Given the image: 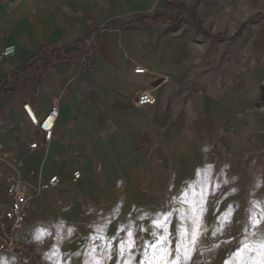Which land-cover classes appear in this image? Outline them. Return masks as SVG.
I'll use <instances>...</instances> for the list:
<instances>
[{
    "label": "crops",
    "instance_id": "crops-1",
    "mask_svg": "<svg viewBox=\"0 0 264 264\" xmlns=\"http://www.w3.org/2000/svg\"><path fill=\"white\" fill-rule=\"evenodd\" d=\"M109 23L120 33L97 35L83 69L66 63L15 79L42 48L86 40ZM8 46L15 52L0 61V169L20 158L31 184L60 178L29 208L26 227L39 249L55 241L81 257L115 243L118 256L128 225L157 231L151 222L162 210H171V234L181 235L185 253L201 225L209 234L198 258L231 256L243 240L259 248L256 227L246 238L242 227L264 221V0H0V50ZM134 62L168 79L154 106L133 103L148 80L133 73ZM27 102L39 116L59 109L48 150H29L42 134ZM128 247L131 264L154 249L138 241L130 256Z\"/></svg>",
    "mask_w": 264,
    "mask_h": 264
},
{
    "label": "built area",
    "instance_id": "built-area-1",
    "mask_svg": "<svg viewBox=\"0 0 264 264\" xmlns=\"http://www.w3.org/2000/svg\"><path fill=\"white\" fill-rule=\"evenodd\" d=\"M111 31L120 33L121 30L102 25L90 35L84 46L80 66L85 64L96 36ZM14 52L15 46L0 50V61L11 57ZM133 73L148 77L147 88L136 92L133 98L134 105L154 106L157 102L156 92L168 79L164 75L153 72L148 65L139 62L133 63ZM23 109L31 125L42 134V140L31 143L29 150L32 152L39 147L48 150L59 118V109L53 107L43 116L37 115L29 102L23 105ZM257 112L264 119V98L257 107ZM3 151L4 146L0 142V154ZM23 165V159L18 158L9 162V169H0V257L9 256L17 262L30 264L33 257L32 247L35 245L34 235L26 227L30 205L43 192L58 188L60 178L54 175L46 180L45 177L38 176L37 184L33 185L21 176L20 169ZM33 174L32 172L31 175ZM81 176V172L76 170L72 181L76 183Z\"/></svg>",
    "mask_w": 264,
    "mask_h": 264
},
{
    "label": "snow or ice",
    "instance_id": "snow-or-ice-1",
    "mask_svg": "<svg viewBox=\"0 0 264 264\" xmlns=\"http://www.w3.org/2000/svg\"><path fill=\"white\" fill-rule=\"evenodd\" d=\"M203 187H206V184H203V183L198 184L195 186V190L197 191V193H199V190ZM192 191H193V188L188 189L189 194H191ZM184 195H185V192L182 190L179 196L174 197L173 199H179L180 197ZM203 211H204V208L203 206H201V212L203 213ZM154 215L157 218L152 220L151 225H152V228L156 229L157 231H151V229L148 227L137 228L136 231H133L132 224L130 223L128 225L127 236L129 237V239L127 241L123 239L120 240L119 247H118L119 255L117 257L118 261L123 259L125 244L129 245L128 254L132 256L134 255L137 242L139 241L146 248H154V249H157L158 252L164 253V255L160 257V262H162V264H198V259H196L195 257H197L198 255H202V253L198 252V246L205 244L206 238L209 234L207 231L204 230L203 225H201L200 229L197 230V235L195 236V239L191 241L193 254L192 255L185 254L183 262H181L178 256L173 257V252L170 250L171 225L169 224V217L171 216V210H168V211L162 210L161 212L156 213ZM248 226L256 227L257 231L260 232L262 239H261L259 248L255 250L246 249L245 245L247 241L243 240L239 242V245L235 248L232 255L239 258V264H264V221L257 220L255 224H252L251 222H249ZM122 230L123 229H118V231H122ZM139 231H143L145 233H149L153 235L154 239L151 241L145 242L138 235ZM161 231L168 233V235H161L160 234ZM177 231H179V228H177ZM211 235L215 236L216 233L213 232L211 233ZM245 252L248 253L247 257H245ZM257 252L260 253L261 258L256 261H252L251 256ZM106 255L108 256V259L110 260L112 256L111 250H107ZM168 258H171V259H168ZM125 264H127V261H125ZM138 264H154V262L151 259L142 258L138 261ZM156 264H158V262H156ZM224 264H236V262L235 261H225Z\"/></svg>",
    "mask_w": 264,
    "mask_h": 264
},
{
    "label": "rangeland",
    "instance_id": "rangeland-1",
    "mask_svg": "<svg viewBox=\"0 0 264 264\" xmlns=\"http://www.w3.org/2000/svg\"><path fill=\"white\" fill-rule=\"evenodd\" d=\"M181 21V22H180ZM180 25H190L192 22H184L180 20ZM81 59V58H80ZM89 61L88 57L85 63ZM78 66H80V60L78 61ZM85 66V64L83 67ZM263 178H264V172ZM249 225V224H248ZM246 225H243L242 227V234L245 236L251 234L250 227ZM168 235V234H167ZM181 235L179 233L173 232V234L170 235V240H171V245H170V250L173 252V257L178 256L181 262H183L185 254L191 253L192 246L188 247V253L184 252V246L186 245L184 241L180 239ZM246 238V237H245ZM92 242V241H91ZM191 245V242H189ZM42 246L41 249L40 247H37L36 244L32 247L33 250V257L32 260L30 261V264H125V261H127V264H131L129 259L123 257L122 260L117 259V245L115 243H109L106 245L105 249L100 251L99 247L98 250H94V253L92 255L88 256L86 255V252L83 253L81 257H75L69 252L67 249H62L60 248L58 242H42L40 244ZM96 248V249H97ZM111 250L112 256L111 259H108V256L106 255V251ZM178 250V251H177ZM223 252V251H222ZM164 253L158 252L157 249L150 250L149 254H145L142 258H148L151 259L154 264L158 262V264H162L160 262V257L163 256ZM234 255L228 256V255H223L219 256L216 259L215 258H209L206 260V258H198V264H224L225 261H235ZM141 258V259H142ZM171 259V258H168ZM140 260V259H139ZM236 262V261H235ZM0 264H24L22 262H17L13 257L9 256H2L0 257Z\"/></svg>",
    "mask_w": 264,
    "mask_h": 264
},
{
    "label": "trees",
    "instance_id": "trees-1",
    "mask_svg": "<svg viewBox=\"0 0 264 264\" xmlns=\"http://www.w3.org/2000/svg\"><path fill=\"white\" fill-rule=\"evenodd\" d=\"M169 3V2H168ZM170 6H175L174 3H169ZM194 17V16H193ZM152 18L162 22V24H177L179 20L176 18H165V16H153ZM198 24V23H196ZM108 27L113 28L114 23L107 24ZM129 27V25H127ZM86 40L77 39L74 43L66 45H56L54 47H44L33 56L26 64L21 66L15 72V79L21 83L25 79L32 77L35 74L43 73L55 68L60 64H78L84 52Z\"/></svg>",
    "mask_w": 264,
    "mask_h": 264
}]
</instances>
